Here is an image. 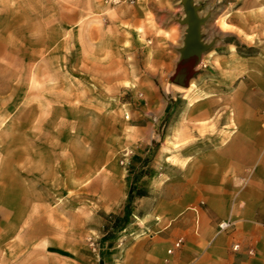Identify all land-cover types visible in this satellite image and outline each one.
<instances>
[{"label": "rangeland", "instance_id": "1", "mask_svg": "<svg viewBox=\"0 0 264 264\" xmlns=\"http://www.w3.org/2000/svg\"><path fill=\"white\" fill-rule=\"evenodd\" d=\"M193 2L213 46L181 92L179 0H0V264H121L122 235L235 131L236 78L264 75V0Z\"/></svg>", "mask_w": 264, "mask_h": 264}, {"label": "crops", "instance_id": "2", "mask_svg": "<svg viewBox=\"0 0 264 264\" xmlns=\"http://www.w3.org/2000/svg\"><path fill=\"white\" fill-rule=\"evenodd\" d=\"M235 81V131L224 144L203 145L192 182L179 193L163 190L157 221L146 216L138 239L122 235L129 243L121 264H264V75ZM137 201L147 207L152 199ZM221 221L232 224L224 233ZM178 239L181 248L173 249Z\"/></svg>", "mask_w": 264, "mask_h": 264}, {"label": "water", "instance_id": "3", "mask_svg": "<svg viewBox=\"0 0 264 264\" xmlns=\"http://www.w3.org/2000/svg\"><path fill=\"white\" fill-rule=\"evenodd\" d=\"M184 10V18L180 24L185 27L182 47L179 50V59L175 64V70L169 79L170 84L182 88H188L191 80L197 75V66L202 56L213 43L206 44L203 41L201 28L207 18L199 17V8L193 0H179Z\"/></svg>", "mask_w": 264, "mask_h": 264}, {"label": "built area", "instance_id": "4", "mask_svg": "<svg viewBox=\"0 0 264 264\" xmlns=\"http://www.w3.org/2000/svg\"><path fill=\"white\" fill-rule=\"evenodd\" d=\"M115 3L119 4V3H124V2H128L129 4H134L136 3L138 0H114ZM127 116V119H128V115ZM231 222L229 221H221L218 223V226H217V231L218 233H224L226 232L227 230H229V228L231 227ZM182 242L183 240L182 239H178L174 244H173V249H180L181 248V245H182ZM233 251H237L239 249V245L238 244H235L233 245L232 247ZM171 252V249L168 250V253ZM248 254L251 255L252 254V251L249 250L248 251Z\"/></svg>", "mask_w": 264, "mask_h": 264}, {"label": "trees", "instance_id": "5", "mask_svg": "<svg viewBox=\"0 0 264 264\" xmlns=\"http://www.w3.org/2000/svg\"><path fill=\"white\" fill-rule=\"evenodd\" d=\"M132 194V190L130 189L129 190V195H131ZM144 194H140L138 197H141V196H143ZM129 198H130V196H129ZM118 218H116L115 219V222H116V220H117ZM117 224L115 223V226H116Z\"/></svg>", "mask_w": 264, "mask_h": 264}, {"label": "bare ground", "instance_id": "6", "mask_svg": "<svg viewBox=\"0 0 264 264\" xmlns=\"http://www.w3.org/2000/svg\"><path fill=\"white\" fill-rule=\"evenodd\" d=\"M192 82V81H191ZM191 82H190V85H189V87L188 88H182V87H179V90L181 91V92H184L185 91V89H189L190 88V86H191Z\"/></svg>", "mask_w": 264, "mask_h": 264}]
</instances>
